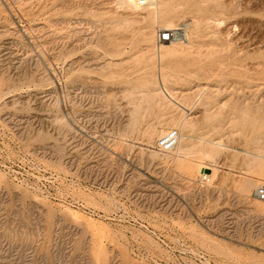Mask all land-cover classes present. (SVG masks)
Here are the masks:
<instances>
[{
    "label": "rangeland",
    "instance_id": "1",
    "mask_svg": "<svg viewBox=\"0 0 264 264\" xmlns=\"http://www.w3.org/2000/svg\"><path fill=\"white\" fill-rule=\"evenodd\" d=\"M159 5L0 0V264H264V0Z\"/></svg>",
    "mask_w": 264,
    "mask_h": 264
},
{
    "label": "built area",
    "instance_id": "2",
    "mask_svg": "<svg viewBox=\"0 0 264 264\" xmlns=\"http://www.w3.org/2000/svg\"><path fill=\"white\" fill-rule=\"evenodd\" d=\"M151 2L152 0H135L136 6L139 9L148 7ZM175 38L176 35L174 31H167L159 36V43L167 44V42L170 43L171 41L175 40ZM179 140V131L171 130L159 140L157 146L159 147L161 152L168 154L178 147ZM201 181L205 184V182H209L210 179L207 175H204L203 177H201ZM254 194L255 200L264 203V184L258 186Z\"/></svg>",
    "mask_w": 264,
    "mask_h": 264
},
{
    "label": "bare ground",
    "instance_id": "3",
    "mask_svg": "<svg viewBox=\"0 0 264 264\" xmlns=\"http://www.w3.org/2000/svg\"><path fill=\"white\" fill-rule=\"evenodd\" d=\"M120 4L122 6H125V7H128V8H132V7H135L136 9H139L137 6H136V3H135V0H120ZM149 6H153V9L155 10V12L157 13V15H159V12H160V5H159V0H152V2L149 4ZM187 24H184L183 27L181 28H169L168 30L170 31H174L175 32V35H176V38L175 40L171 41V45H167L165 46V43L162 44L161 48H167V47H170L172 46V44L174 45L176 41H184L186 39H188V34H187ZM160 90L162 92V94H164L165 96L171 98L173 100V97H172V94H170L164 84L162 83L161 79H160ZM175 103L180 107L182 108L178 102L175 101ZM183 136H181L180 139H182ZM209 171V173H206L205 171ZM204 175H207L210 179L211 178H214L215 177V173L213 171L212 168L208 167V166H204L200 169V176L203 177ZM262 185V184H261ZM255 187V183L253 181H248L244 187L245 190H250L252 188Z\"/></svg>",
    "mask_w": 264,
    "mask_h": 264
},
{
    "label": "water",
    "instance_id": "4",
    "mask_svg": "<svg viewBox=\"0 0 264 264\" xmlns=\"http://www.w3.org/2000/svg\"><path fill=\"white\" fill-rule=\"evenodd\" d=\"M206 173H209V171L207 170V171H205Z\"/></svg>",
    "mask_w": 264,
    "mask_h": 264
}]
</instances>
